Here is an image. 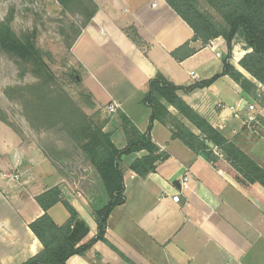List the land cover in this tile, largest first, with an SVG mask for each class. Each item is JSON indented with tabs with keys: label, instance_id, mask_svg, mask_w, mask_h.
Returning a JSON list of instances; mask_svg holds the SVG:
<instances>
[{
	"label": "crops",
	"instance_id": "1",
	"mask_svg": "<svg viewBox=\"0 0 264 264\" xmlns=\"http://www.w3.org/2000/svg\"><path fill=\"white\" fill-rule=\"evenodd\" d=\"M92 1L97 11L69 47L70 61L86 99L83 111L106 120L103 131L116 149H124L127 142L122 116L146 132L151 111L141 101L159 72L181 88L178 94L186 104L264 170V106L244 95L228 75H221L227 53L223 39L205 47L190 42L191 32L163 0ZM130 29L144 47L128 36ZM186 42L196 53L175 61L170 52ZM250 51L241 38L233 40L230 63L243 75L238 62ZM212 79L207 86L183 90ZM256 92L264 96V89ZM112 102L119 107L107 113ZM219 103L224 108H217ZM249 105L258 114L253 123L247 121ZM167 109L196 133L171 107ZM149 135L166 159L141 178L128 164L145 152L123 158L119 169L125 201L108 216L106 242L97 241L84 256L73 255L65 264H264V206L214 167L205 153L172 140L168 125L154 123ZM13 174L17 179L9 177ZM55 187L75 211L68 240L73 246L83 245L97 234L85 200L46 159L36 138L0 121V264H24L42 250L29 224L43 214L36 198ZM254 189L264 198V188L256 184ZM176 195L178 202L172 200ZM47 215L58 227L71 218L61 203L50 207Z\"/></svg>",
	"mask_w": 264,
	"mask_h": 264
},
{
	"label": "trees",
	"instance_id": "2",
	"mask_svg": "<svg viewBox=\"0 0 264 264\" xmlns=\"http://www.w3.org/2000/svg\"><path fill=\"white\" fill-rule=\"evenodd\" d=\"M163 1L191 32L190 42H199L205 47L214 39L224 40L227 53L222 56L221 75L232 78L244 95L255 98L263 107L264 96L256 91L258 87L264 89V0ZM88 3L90 10L84 25L97 11L91 0ZM158 25L159 23L155 24L150 31L153 32ZM127 34L136 45L144 47L134 30H127ZM236 37L241 38L251 49L238 62L245 75L236 71L230 63L232 42ZM190 42L170 52V57L182 62L194 55L196 50L191 48ZM0 51L14 59L18 65L24 66L36 78L37 82L31 85L8 88L6 92L20 95L23 117L29 127L47 134L45 142L38 146L70 188L82 196L97 224V234L94 237L83 245L73 246L68 240V234L75 211L62 198L58 188L50 189L36 198L43 214L29 224L42 250L24 264H65L73 255L84 256L97 241L106 242L104 228L108 216L125 201L119 163L124 157L145 152L140 158L129 159L128 164L129 170L142 178L153 173L156 164L167 157L150 138L149 133L154 123L168 125L172 140L180 141L194 153H205L214 167L229 175L264 206V198L254 189L256 184L264 188V170L186 104L178 94L181 88L168 82L159 72L149 81L148 91L141 101L151 111L146 132L141 133L122 116V128L127 142L124 149L118 150L113 145L110 134L103 131L106 120L99 121L89 117L57 84L32 38H19L8 25L0 23ZM213 79L183 90L189 92L196 87L207 86ZM167 106L192 126L196 133L172 115ZM0 121L10 126L2 116ZM50 135L64 139L66 146H56ZM210 144L217 149V153L209 148ZM57 203H61L71 216L62 227L56 226L47 215V210Z\"/></svg>",
	"mask_w": 264,
	"mask_h": 264
},
{
	"label": "rangeland",
	"instance_id": "3",
	"mask_svg": "<svg viewBox=\"0 0 264 264\" xmlns=\"http://www.w3.org/2000/svg\"><path fill=\"white\" fill-rule=\"evenodd\" d=\"M201 5L209 10L204 2ZM89 10L88 0H0V23L8 25L19 38H32L57 84L81 109L86 99L81 96L79 76L71 65L69 47L84 26ZM35 82L30 71L0 51V116L18 133L36 138L39 145L45 142L47 134L29 127L23 117L20 95L6 92L8 88H22ZM50 139L58 147L66 146L64 139L55 135H50Z\"/></svg>",
	"mask_w": 264,
	"mask_h": 264
},
{
	"label": "built area",
	"instance_id": "4",
	"mask_svg": "<svg viewBox=\"0 0 264 264\" xmlns=\"http://www.w3.org/2000/svg\"><path fill=\"white\" fill-rule=\"evenodd\" d=\"M119 107V104L118 103H116V102H112L110 105H108L107 107H106V112L107 113H113L117 108ZM217 108H220V109H222V108H224V106L222 105V104H218L217 105ZM247 109H248V123H253V122H255L256 120H257V117H258V114H256V113H254V111H255V106L254 105H249L248 107H247ZM230 110L232 111V112H234V108H230ZM4 176H6V175H4ZM11 179H17V175H10L9 176ZM186 176H184V181L186 180ZM172 200L174 201V202H178V200H179V197H178V195H176V196H174L173 198H172Z\"/></svg>",
	"mask_w": 264,
	"mask_h": 264
},
{
	"label": "water",
	"instance_id": "5",
	"mask_svg": "<svg viewBox=\"0 0 264 264\" xmlns=\"http://www.w3.org/2000/svg\"><path fill=\"white\" fill-rule=\"evenodd\" d=\"M209 147H210V148H213V146H212L211 144L209 145Z\"/></svg>",
	"mask_w": 264,
	"mask_h": 264
}]
</instances>
